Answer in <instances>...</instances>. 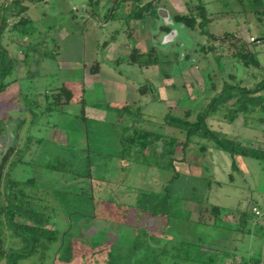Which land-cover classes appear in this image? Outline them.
Segmentation results:
<instances>
[{
  "label": "rangeland",
  "instance_id": "1",
  "mask_svg": "<svg viewBox=\"0 0 264 264\" xmlns=\"http://www.w3.org/2000/svg\"><path fill=\"white\" fill-rule=\"evenodd\" d=\"M153 2L165 18L129 20L131 6L116 0L27 3V35L7 29L0 38L20 61L8 78L16 81L0 96V167L16 150L0 168V205L7 168L15 180H34L24 189L54 211L60 235L42 264H224L237 247L242 253L255 247L248 235L243 242L238 220H215L211 208L249 213L253 202L251 208L264 209L263 165L187 138L170 119L191 112L189 121H197L231 75L250 89L264 80V0ZM201 6L211 19L204 27L173 20ZM44 36L41 59L30 52L25 65L26 44ZM231 36L260 67L236 62ZM203 46L217 52L206 55ZM136 50L142 56L134 62ZM62 86L72 100L48 112L38 94ZM32 101L41 102L35 118L26 109ZM224 114L205 120L231 139L264 148V123L243 116L229 122ZM138 130L148 137L137 138ZM1 233L0 248L20 247L4 224Z\"/></svg>",
  "mask_w": 264,
  "mask_h": 264
},
{
  "label": "trees",
  "instance_id": "2",
  "mask_svg": "<svg viewBox=\"0 0 264 264\" xmlns=\"http://www.w3.org/2000/svg\"><path fill=\"white\" fill-rule=\"evenodd\" d=\"M45 0H11L7 4L0 6V38L4 31L10 29L12 32H17L22 36H26L22 28L30 24L31 20L25 17V13L28 10L27 3H37ZM147 0H118L119 3H130L131 13L128 14L129 20H140L146 18L148 14L156 15L155 6L153 1L145 4ZM197 14L193 12L189 14H175L173 20L176 23L185 25L187 28L194 30L197 26L204 27L211 21L209 13L205 8L198 7ZM260 16L264 17V11L260 12ZM21 29V31H20ZM49 33V32H48ZM20 35V36H21ZM235 36H231V46L235 48L232 57L236 62L242 63L245 67H260V63L254 52L248 50L246 44L238 39H234ZM224 41V40H223ZM48 43L47 36L35 43H27L25 47L24 63L28 66L30 52H35L38 55V60L41 56L40 45ZM58 47L54 46L53 52L57 53ZM201 50L204 54L208 55L212 52H217L214 46H203ZM153 52V51H152ZM137 57L133 56V61L137 62L142 56V53L136 50L134 52ZM220 59L222 56H218ZM19 60L15 59L11 52L1 44L0 41V96L6 91V89L13 84L16 80L8 81V78L17 71ZM140 66H147L149 62H140ZM31 75V73H28ZM230 80L224 81L221 90L210 101L206 109L200 112L197 116V121L190 122L188 118L191 112H186L185 119L171 118V123L179 124L183 132H185L187 138L200 137L202 139L209 140L215 147L221 151H224L232 158L241 156L247 158H253L259 161L264 167V148L254 147L252 145L244 144L241 141L231 139L225 134L213 130L209 127L205 120L207 114L216 113L224 109V117L229 122H235L240 116L245 118L255 117L260 123H264V80L256 85V87L250 89L243 87L240 83L235 82V76L231 75ZM39 97H43L47 106V111L57 110V107L69 103L73 98V93L66 86H62L55 90H47L43 95L38 94ZM64 98V100H62ZM41 101V100H40ZM41 105V102L32 101L27 104V111L31 114V117L35 118L37 115L36 108ZM4 132V129L0 128V134ZM137 138L145 139L148 134L136 132ZM131 142L133 139L126 140ZM15 148H11L9 154H6L1 164V169L7 167L6 163L8 159L15 152ZM11 165V164H10ZM0 169L1 173L2 170ZM12 170L7 168L4 174V198L5 205H0V238L2 236L1 226L4 224L12 233V237L17 239L20 243V247L14 248H0V261L5 259L8 264H21L23 261H28L31 258H37L38 264L44 263L48 257L49 252L53 246L60 241V235L54 225V211L37 195L30 194L29 191L24 189V186L35 184L34 180L18 181L11 177ZM34 182V183H33ZM254 209H258L255 205L250 208L249 213L238 209H224L214 206L211 208V215L216 219H220L222 216L228 213L235 214L238 219V226L242 232L251 233V228L246 230L250 221H253L256 217ZM61 248V247H60ZM60 251V249H59ZM261 259L258 258L254 264H260ZM246 264V262H244Z\"/></svg>",
  "mask_w": 264,
  "mask_h": 264
},
{
  "label": "crops",
  "instance_id": "3",
  "mask_svg": "<svg viewBox=\"0 0 264 264\" xmlns=\"http://www.w3.org/2000/svg\"><path fill=\"white\" fill-rule=\"evenodd\" d=\"M252 203L253 202L248 204L246 208L247 210L251 208ZM255 207L261 211L262 215L261 216L256 215L252 223L250 222L252 228L251 233H246V232L240 233V235H242L244 238L243 242L245 241V236L247 235L253 238L255 241L254 242L255 247L254 248L252 246L249 247L248 250H246V253L245 252L242 253L240 251L238 252V247H237L236 248L237 252L233 254L232 259H230L229 261H225L224 264H244V262H246V264H254L258 258H260L262 262V251L264 246V211H263L264 209H262L259 205H255ZM242 211L245 212V210ZM225 217H227L228 220L233 223L238 220L236 215L231 213H228L227 215H225Z\"/></svg>",
  "mask_w": 264,
  "mask_h": 264
},
{
  "label": "flooded vegetation",
  "instance_id": "4",
  "mask_svg": "<svg viewBox=\"0 0 264 264\" xmlns=\"http://www.w3.org/2000/svg\"><path fill=\"white\" fill-rule=\"evenodd\" d=\"M117 2H118V0H116V3H115V6H116V4H117ZM151 3L152 2V0L151 1H146L145 3H143V5L142 6H144L145 4H147V3ZM7 4V3H6ZM127 4H129L130 6H132L130 3H127ZM153 5H154V3H153ZM156 8H155V10H156V15H150V14H148L147 16L149 17V18H152L153 16L154 17H159V16H163L164 18H165V13L166 12H164V11H162V9L161 8H159L158 6H156V5H154ZM191 12H193L195 15L198 13L197 12V9H194V8H190V10L188 11V12H186V13H177V14H189V13H191ZM146 16V17H147ZM145 19V18H144ZM138 21V20H137ZM161 30H163V31H166V32H170V29L167 27V26H162L161 28H160ZM251 39H253V41H251V42H255V39L254 38H251ZM94 73V72H93ZM189 120V119H188Z\"/></svg>",
  "mask_w": 264,
  "mask_h": 264
},
{
  "label": "built area",
  "instance_id": "5",
  "mask_svg": "<svg viewBox=\"0 0 264 264\" xmlns=\"http://www.w3.org/2000/svg\"><path fill=\"white\" fill-rule=\"evenodd\" d=\"M251 41H253V39H251ZM254 212H255V214H256L257 216H261V215H262L261 211L258 210V209H254Z\"/></svg>",
  "mask_w": 264,
  "mask_h": 264
},
{
  "label": "water",
  "instance_id": "6",
  "mask_svg": "<svg viewBox=\"0 0 264 264\" xmlns=\"http://www.w3.org/2000/svg\"><path fill=\"white\" fill-rule=\"evenodd\" d=\"M264 263V246H263V251H262V262H261V264H263Z\"/></svg>",
  "mask_w": 264,
  "mask_h": 264
}]
</instances>
